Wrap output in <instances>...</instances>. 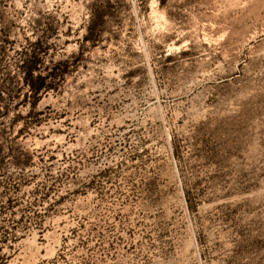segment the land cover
Returning <instances> with one entry per match:
<instances>
[{"label":"rangeland","instance_id":"1","mask_svg":"<svg viewBox=\"0 0 264 264\" xmlns=\"http://www.w3.org/2000/svg\"><path fill=\"white\" fill-rule=\"evenodd\" d=\"M0 264H264V0H0Z\"/></svg>","mask_w":264,"mask_h":264},{"label":"trees","instance_id":"2","mask_svg":"<svg viewBox=\"0 0 264 264\" xmlns=\"http://www.w3.org/2000/svg\"><path fill=\"white\" fill-rule=\"evenodd\" d=\"M99 24H100V21L95 22L94 18H93V15H92V17H91V19L89 21V25L87 27L86 39H88V40H90L92 42H95L99 38V33H96L97 32L96 29H97V26ZM29 52H30V54H29L30 58L28 60L24 61V63L25 62L26 63L32 62L33 66L30 67V65H29V67H27L26 75L28 74V76H30V78L31 77H32V79L35 78L36 81L39 82L38 85H34L33 83H32V85H30V86H32V89H31L32 93L35 94V95L36 94L39 95L41 90H42V88H43L42 86H44L43 84H44V81L46 80L47 76L36 72V70H37L36 69L37 62H36V57H35L36 56V50L34 48H31L29 50ZM63 63L64 62L59 61L58 65H62ZM60 74L62 76L64 75V69H62V71H61V73H59V75ZM37 97H39V96H37Z\"/></svg>","mask_w":264,"mask_h":264}]
</instances>
